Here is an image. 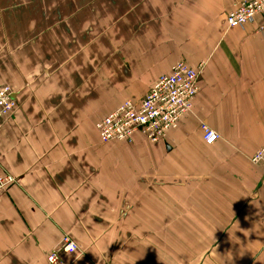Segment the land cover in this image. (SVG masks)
I'll use <instances>...</instances> for the list:
<instances>
[{
  "label": "crops",
  "instance_id": "obj_1",
  "mask_svg": "<svg viewBox=\"0 0 264 264\" xmlns=\"http://www.w3.org/2000/svg\"><path fill=\"white\" fill-rule=\"evenodd\" d=\"M232 0H0V264H264V14ZM185 60L189 113L159 142L97 121ZM202 124L218 137L207 143Z\"/></svg>",
  "mask_w": 264,
  "mask_h": 264
},
{
  "label": "built area",
  "instance_id": "obj_2",
  "mask_svg": "<svg viewBox=\"0 0 264 264\" xmlns=\"http://www.w3.org/2000/svg\"><path fill=\"white\" fill-rule=\"evenodd\" d=\"M262 13L264 0H232V8L226 14L227 24L244 27ZM201 69L202 66L194 68L185 60L176 62L171 72L160 76L142 100L135 102L127 99L97 121L101 141H134L138 134L152 142L163 140L170 130L178 127L181 118L191 111L200 89ZM16 104L12 88L8 85L0 87V120L12 112ZM201 128L207 143L217 139V133L209 126L202 124ZM263 159L264 146L251 157L254 162ZM15 180L9 173L0 174V194L12 186ZM77 249L76 242L65 236L48 259L51 263L56 262L60 252H75Z\"/></svg>",
  "mask_w": 264,
  "mask_h": 264
},
{
  "label": "rangeland",
  "instance_id": "obj_3",
  "mask_svg": "<svg viewBox=\"0 0 264 264\" xmlns=\"http://www.w3.org/2000/svg\"><path fill=\"white\" fill-rule=\"evenodd\" d=\"M203 67V66H202ZM202 70V69H201ZM65 236H63V238H64ZM71 240H73L70 236H68ZM62 238V239H63ZM62 241V240H61ZM57 263H59V258H58V260L56 261V262H52V264H57Z\"/></svg>",
  "mask_w": 264,
  "mask_h": 264
}]
</instances>
